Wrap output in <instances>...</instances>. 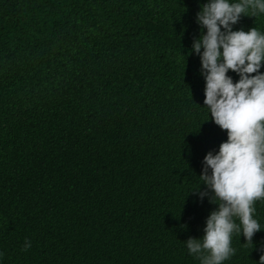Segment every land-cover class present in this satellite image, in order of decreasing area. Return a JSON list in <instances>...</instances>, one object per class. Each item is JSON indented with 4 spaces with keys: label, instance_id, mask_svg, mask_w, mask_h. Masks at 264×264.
<instances>
[{
    "label": "trees",
    "instance_id": "obj_1",
    "mask_svg": "<svg viewBox=\"0 0 264 264\" xmlns=\"http://www.w3.org/2000/svg\"><path fill=\"white\" fill-rule=\"evenodd\" d=\"M209 2L0 0V264H201L187 240L219 201L200 176L228 140L193 50ZM247 14L232 30L264 34ZM254 208L223 264H261Z\"/></svg>",
    "mask_w": 264,
    "mask_h": 264
},
{
    "label": "clouds",
    "instance_id": "obj_2",
    "mask_svg": "<svg viewBox=\"0 0 264 264\" xmlns=\"http://www.w3.org/2000/svg\"><path fill=\"white\" fill-rule=\"evenodd\" d=\"M252 9L264 13V0H210L198 13V23L207 33L194 42L193 50L201 54L202 74L206 78L205 105L211 117L228 140L221 144L218 154L209 152L201 180L214 192L219 207L206 222L205 235L189 238L190 254L201 264H223L232 255V235L241 227L247 242H252L261 225L253 218L254 205L264 200V34L256 28L233 31L242 14ZM223 27L224 31L221 30ZM222 49V51H221ZM229 70L240 75L238 82ZM255 74V75H253ZM211 169V174H209ZM201 199L207 191L199 193ZM31 248L26 240L24 250ZM264 264V256L261 257Z\"/></svg>",
    "mask_w": 264,
    "mask_h": 264
}]
</instances>
